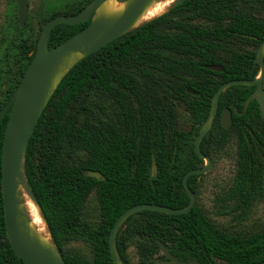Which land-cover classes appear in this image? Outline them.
<instances>
[{
	"label": "trees",
	"instance_id": "trees-1",
	"mask_svg": "<svg viewBox=\"0 0 264 264\" xmlns=\"http://www.w3.org/2000/svg\"><path fill=\"white\" fill-rule=\"evenodd\" d=\"M90 1L76 0L37 16L36 34L31 17L21 27L14 16L1 57L0 109L32 60L47 21L75 15ZM89 23L57 25L49 48ZM263 40L264 0H188L91 53L65 75L32 130L24 160L27 183L65 264H113L109 233L130 207L189 204L182 179L203 166L193 142L211 99L227 81L256 78L254 59ZM254 90L226 89L199 144L212 161L228 147L234 150L233 178L214 195L211 209L198 202L204 176L191 175L187 183L196 202L188 213L142 210L124 221L116 235L124 264L171 263L157 241L184 264H264V120L255 100L237 114ZM224 109L231 113L228 129L220 124ZM7 119L8 114L0 122V264H25L10 247L3 218ZM90 198L92 215L86 213ZM258 207L263 219L251 229L248 222ZM213 218L227 221L218 224Z\"/></svg>",
	"mask_w": 264,
	"mask_h": 264
},
{
	"label": "water",
	"instance_id": "water-1",
	"mask_svg": "<svg viewBox=\"0 0 264 264\" xmlns=\"http://www.w3.org/2000/svg\"><path fill=\"white\" fill-rule=\"evenodd\" d=\"M159 1L161 0H91L75 15H58L47 21L40 32L32 60L14 92L0 109V122L8 114L1 151V196L5 231L11 249L25 264H65L52 240L25 175L24 160L32 130L65 75L91 53L160 17L161 15L140 23L148 8ZM185 1L188 0H173L166 13ZM28 2L29 0H18L17 19L21 27L24 26L27 17ZM88 19L90 23L85 28L57 46L49 48V37L54 27L61 23L76 25ZM254 64L259 66V73L255 79L227 81L216 89L211 99L208 116L199 127L193 142L194 151L203 160V166L188 171L182 179L183 188L189 196V204L179 209L157 204H139L124 211L114 222L108 237V248L113 264H124L117 251L116 235L121 225L131 215L142 210L179 215L188 213L195 205L196 198L187 181L191 175L200 177L206 174L212 166L211 158L200 151L199 144L213 126L219 97L226 89L237 85L255 86V90L245 100L242 113L237 114H243L250 102L255 100L264 120V40L256 51ZM205 68L216 72L222 71L218 65H206ZM220 124L223 129L230 127L231 113L228 109L221 112ZM25 197L37 207L47 236H41L31 225ZM157 245L166 259L172 263L184 264L160 241H157ZM186 264L200 263L191 260Z\"/></svg>",
	"mask_w": 264,
	"mask_h": 264
},
{
	"label": "rangeland",
	"instance_id": "rangeland-1",
	"mask_svg": "<svg viewBox=\"0 0 264 264\" xmlns=\"http://www.w3.org/2000/svg\"><path fill=\"white\" fill-rule=\"evenodd\" d=\"M76 0H29L28 12L26 20L29 17L32 18L31 29L33 34L38 32V26L36 25V17L50 14L51 12L60 11L65 5L70 4ZM18 12V0H0V66L1 57L5 50L4 40L8 38L13 31L14 16H17ZM25 20V22H26ZM25 25V24H24ZM23 27V26H22ZM234 174V150L232 147H228L224 152L212 161L210 170L204 174L201 186L199 187L198 202L207 209H211L213 204L214 195L218 192L221 186L229 183ZM95 209V202L92 198L87 203L86 213L92 215ZM218 224H224L227 220L221 218H213ZM257 219H263V208L258 207L255 211L253 218L248 222V227L253 229L254 221ZM259 220V221H260ZM258 222V221H257ZM75 248H81L79 244H72ZM131 262L136 261L134 255V249L128 250ZM160 264H176L163 262Z\"/></svg>",
	"mask_w": 264,
	"mask_h": 264
},
{
	"label": "bare ground",
	"instance_id": "bare-ground-1",
	"mask_svg": "<svg viewBox=\"0 0 264 264\" xmlns=\"http://www.w3.org/2000/svg\"><path fill=\"white\" fill-rule=\"evenodd\" d=\"M173 0H161L153 4L142 16L140 23L150 21L160 15H163L168 10V7ZM25 206L30 217L31 225L36 228L37 232L41 236H47V231L42 219L39 216V211L37 207L33 204L31 200L25 197Z\"/></svg>",
	"mask_w": 264,
	"mask_h": 264
}]
</instances>
